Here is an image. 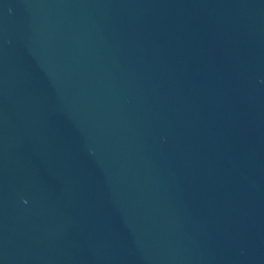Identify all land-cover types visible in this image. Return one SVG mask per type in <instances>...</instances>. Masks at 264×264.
<instances>
[{
	"label": "water",
	"instance_id": "95a60500",
	"mask_svg": "<svg viewBox=\"0 0 264 264\" xmlns=\"http://www.w3.org/2000/svg\"><path fill=\"white\" fill-rule=\"evenodd\" d=\"M0 264H264V0H0Z\"/></svg>",
	"mask_w": 264,
	"mask_h": 264
}]
</instances>
